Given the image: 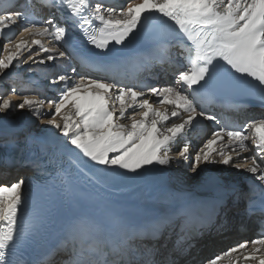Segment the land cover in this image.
I'll list each match as a JSON object with an SVG mask.
<instances>
[{"label":"snow or ice","instance_id":"obj_1","mask_svg":"<svg viewBox=\"0 0 264 264\" xmlns=\"http://www.w3.org/2000/svg\"><path fill=\"white\" fill-rule=\"evenodd\" d=\"M42 7L55 11L37 20L34 6L30 8L25 3L0 8V37L8 39L5 30L23 25L21 39H8L0 50L14 49L0 59V69H9L14 62L44 65L69 58L68 52L45 47L34 37H52L67 44L76 38L75 33L82 44L101 51H119L117 46L131 43L130 38L135 39L141 31L158 29L166 42L155 58L173 69L175 82L159 87L121 85L115 79H92L73 67L74 75L67 71L56 73L48 81L54 93L51 97H17L16 88H12L11 95L0 97V114L12 109L30 110L41 124L63 137L70 150L106 168L137 172L146 166L169 165L174 160L192 172L202 165H231L253 174L264 197V116L235 125L210 114L204 103L205 98L212 102V89L221 78L246 82L251 78L264 94V0H127L119 7L103 0H46ZM24 34L33 39H23ZM32 45L37 46L35 52ZM26 51L29 54L24 57ZM41 53L47 55L36 59ZM150 97L157 98L155 104ZM198 118L213 121L218 127L193 153L186 137L199 124ZM125 119L130 124L121 122ZM178 139L184 142L172 154ZM248 151L253 155L242 156ZM24 184L21 178L0 185V264H23L12 257L32 232L30 223L21 224ZM252 195L254 189L250 201ZM259 212L264 218V198ZM98 231L99 225L81 217L57 251L67 253L70 264H165L151 259L152 250L142 252L132 244L105 250L96 238ZM233 254L237 262L264 264V232L228 248L209 264Z\"/></svg>","mask_w":264,"mask_h":264},{"label":"bare ground","instance_id":"obj_2","mask_svg":"<svg viewBox=\"0 0 264 264\" xmlns=\"http://www.w3.org/2000/svg\"><path fill=\"white\" fill-rule=\"evenodd\" d=\"M0 1L6 2L7 4L9 3L8 7L17 5V0ZM43 2H46V0H30V4L34 6H39L43 4ZM103 2L108 3V1L104 0ZM52 12L53 11L49 12V15H51ZM59 15L60 14L57 13V16ZM36 19L40 20V17L36 15ZM12 27L14 29L17 25L11 26L10 30H5V35L8 39L19 36L17 30H13ZM22 27V24L18 25L19 30ZM29 37L30 36L27 34H24L22 38L28 40ZM0 38L8 42V39L5 37ZM34 38L40 39L45 47H59L61 50L70 54L66 61L59 62V68L62 66L64 68L61 73L63 71L65 72V69L69 67L68 71H70V75H74L71 73V69L75 67L78 73H84L92 79L104 78L106 81L111 82V77H98L89 73V71L86 72L81 70L79 62L73 57L75 47L72 39L65 44L55 41L52 37ZM19 39H21L20 36ZM31 47L34 48L33 45ZM45 55L47 54L41 53V57H37L36 59H40ZM151 62L154 64V67L142 73L138 82L131 83L128 81H120L121 85L135 84L138 87L139 85H154L161 79L157 83L159 87L161 83L165 82V80H163L164 78H167L171 84H174L175 77L172 75L173 69L169 68L167 64H161L155 61ZM25 65L26 64L22 63L15 71L18 72L22 70V68L26 67ZM44 66L45 64L40 65L38 71L34 73V75L28 71L30 73V77L28 78L29 82L28 84L21 85V87L19 86V91H21V93L24 95H36L41 98L50 97L46 93L48 87L47 82L52 79V75L56 73L53 71L50 73L49 71L51 76L49 75L47 77L48 68H43ZM166 69L167 71H165ZM163 72H167L164 74L168 75H164ZM2 74L3 72L0 73V92L1 89L10 86L5 84V81L2 79ZM17 76L18 75H15L14 77ZM14 81L18 82L16 79ZM0 97H2L1 93ZM156 101V97H150V102L155 104ZM45 111L47 110L45 109ZM131 112L132 110L129 109V113ZM213 113L220 117L217 109H214ZM258 115H255V112H250L243 114L241 118L237 116H234V118L239 125H242L254 117L258 118L264 116V114ZM34 117L32 112L27 109L20 110L17 117L14 113H11L8 117H6V113L0 114V148H8L13 140L19 142L26 141L31 145L38 146L44 152L51 154L52 160L58 167L59 181V192L57 200L53 205L54 218L51 220V226L53 228H57L59 231L67 229V225L72 217V209L76 202L81 201L105 209L108 208L120 216L137 212H141L148 216L155 211V206H158V204L165 202V206H168L173 191L177 197H180L183 195L184 191H196L198 188L203 189L205 183L207 184L210 181L216 180L223 184H227L228 187L233 184H237V187L234 186L233 190H231L225 198L220 196L215 197L213 200L219 205L216 208L217 210L207 218L204 216L206 223L210 224V228L202 229L200 226L198 231L197 227H193L194 221L191 220L190 217H180L168 222V224H164V227L158 231V236L156 238L143 239L138 249L142 252L146 249L152 250L154 255L151 259L157 262H165V264H200L201 260L205 257L213 256L207 259L208 261L206 264H209L210 260L224 253L228 248L235 246L239 242L251 241L256 238L254 235L256 227L251 222V217L246 213V208L239 207L241 202L247 197L246 190L243 191L245 183L249 179H255L253 174L243 169L238 170L231 165L225 166L222 164L202 165L201 169L192 172L187 165L175 160L169 165L146 166L137 172H129L127 170L111 167L106 168L101 165H96L94 162L82 157L78 152L70 150L69 146L64 143L63 137L56 135L55 131L50 134L52 129L47 131V129L43 130L42 128V130L40 129L41 131H37L35 126L32 125ZM22 118H24L23 121H20ZM198 119L200 121L199 124H196L187 132L186 138L190 144L193 145L197 141V145L199 144L202 147L207 139L211 138V135L205 130V122L214 123V131L218 126L213 121L203 118ZM121 122L130 124V121L126 119ZM16 134H20L21 136H19V138L15 137L14 135ZM183 142L184 141L181 139L177 140L176 144L173 145L172 154H175L176 151L182 147L180 144H183ZM247 143L249 147H252L251 141ZM191 150L190 148V151ZM0 152L4 154L1 150ZM252 155V151L242 153L244 157H250ZM3 157L4 158H1L0 156V177L3 172L4 174H11L12 171H18V173L25 171V169L19 168V166L14 167L15 164L12 161L13 159H6L7 157L5 155ZM219 165L220 168L218 172H216L215 168ZM29 171H31V169L24 174L26 178L30 176ZM177 173H179L180 176H178ZM172 177L176 180L180 179L183 181L178 180L179 183L174 184L175 180L171 179ZM4 178L0 180L8 182L7 178ZM4 181H2L0 185H5L6 183ZM24 181L25 184L23 187L25 188L23 189L22 187V193L25 196V203L23 205L22 216L29 213L31 210L38 209L37 207L42 201L41 196L43 193V189L39 188L38 183H35L33 180L27 182L26 179H24ZM13 182H16V180ZM193 184H196V189H191ZM49 222H47V224ZM58 247L53 253H47L38 264H70L67 253L57 251ZM250 247L251 245L249 244V248ZM235 256L236 254H233L231 257L223 256L216 264H239L240 261L237 262ZM140 258L141 257H137V259ZM241 264H244L243 260Z\"/></svg>","mask_w":264,"mask_h":264},{"label":"rangeland","instance_id":"obj_3","mask_svg":"<svg viewBox=\"0 0 264 264\" xmlns=\"http://www.w3.org/2000/svg\"><path fill=\"white\" fill-rule=\"evenodd\" d=\"M104 1H108V4H111L112 3V5H114V6H123V5H125L126 4V2H127V0H104ZM20 3H25V4H28V5H31L30 3H29V0H21L20 1ZM40 17H41V15H40ZM43 19H44V17H43ZM12 29H13V27H12ZM17 30V32L19 33L20 32V30L18 29V26L16 27V28H14L13 30ZM17 33V34H18ZM15 39H19V36H17V37H15ZM33 38L32 37H29L28 38V40H29V42H30V40H32ZM7 44V42H6V40H2L1 38H0V50H2L4 47H5V45ZM34 46V48L33 47H31L32 48V51L33 52H35L36 51V49H37V47L35 46V45H33ZM12 51H14V49L12 48V47H8V50L7 51H0V59H2V58H4L5 56H7V54H9V53H11ZM29 53L26 51L25 53H24V57H26L27 55H28ZM24 57H21V59H23ZM39 59V58H38ZM59 60H56V61H54V62H49L48 64H45V66L43 67V68H48V70H47V77L50 75V73L53 71V72H55V73H61V71L64 69L63 68V66L61 67V68H59V62L60 61H66V59H63V58H58ZM57 62V63H56ZM22 64V63H21ZM21 64H19V65H17L15 62H14V64H13V66L12 67H10L9 69H7V70H2V69H0V73L1 72H3V74H2V76H3V80L5 81V84L6 85H10V86H7V87H5L4 89H1V96L2 97H5V96H7V95H11L12 94V92H11V89L12 88H16V96L17 97H19V96H22V95H24L23 93H21V91H19V89H20V87H21V85H25V84H28V78L30 77V73L32 74V75H34V73H36L37 71H38V69H39V67H40V65L38 64V63H32L31 61L28 63V64H26L25 66L26 67H24V68H22V70H20V71H15L16 69H18V67L21 65ZM55 65V67H52L51 65ZM68 69H69V67H67V69H65V71L67 70V72L70 74V71H68ZM82 70V69H81ZM30 73H29V72ZM49 71H50V73H49ZM82 71H84V70H82ZM64 72V71H63ZM15 75H18L17 77H14ZM54 75V74H53ZM53 75H52V77H53ZM164 75H168V74H164ZM6 76V77H5ZM51 76V75H50ZM16 80H18V82H15L14 80L15 79ZM21 78V79H20ZM6 79V80H5ZM161 80V79H160ZM160 80H158V82L160 81ZM163 80H165V82L164 83H161L160 84V86H164V85H172L169 81H168V79L167 78H164ZM157 82V83H158ZM174 82H175V79H174ZM157 83H155L154 85L155 86H157ZM20 84V85H19ZM47 84H48V82H47ZM46 84V85H47ZM35 85V84H34ZM20 86V87H19ZM47 94L51 97V96H53L54 95V93L51 91V89H50V87H49V84H48V87H47ZM3 91V92H2ZM22 94V95H21ZM45 109L47 110V106H45ZM28 111H30V110H28ZM19 112H20V109H12L11 111H8V113H6V117H8L9 115H11V113H14L15 114V116L17 117V115L19 114ZM43 118H46V117H43ZM23 119L24 118H22L20 121H23ZM59 119V118H58ZM33 122H32V125L33 126H35V128H36V130L37 131H41L42 130V128H43V130H46L47 129V131H50L51 129H50V126H47V125H44V124H41L40 122H39V120L36 118V116L34 117V119L32 120ZM204 121V120H203ZM37 123V124H36ZM41 129V130H40ZM205 130H206V132H208V134L209 135H212V133L214 132V123H209V122H205ZM55 130H51V132H50V134L51 133H53ZM180 145H182V144H180ZM195 145H197V141L195 142V144H191V152H193V153H195V151H198L200 148H201V145H197V146H195ZM197 148V149H196ZM2 149L3 148H0V150L2 151ZM5 149V148H4ZM194 149V150H193ZM196 149V150H195ZM4 151V150H3ZM6 154V151H5V153L4 154H2L1 152H0V156H1V158H2V156L3 155H5ZM3 174H4V172L2 173V175H1V177H0V179H2V178H4V179H6L7 178V180H8V182L6 181H4V180H0V183H2V181H4L6 184H11V183H13V181L14 180H19V179H26V175H24L25 174V172L24 171H21V172H19L18 173V171H12V173L10 174V173H7V174H4V176H3ZM178 174V176H180L179 175V173H177ZM7 175V176H6ZM9 175H10V177H9ZM171 179H173V180H175V183L174 184H176V183H179V181L178 180H180V179H174V177H172ZM178 181V182H177ZM180 181H183V180H180ZM25 187H23V189H24ZM191 189H196V184H193L192 185V187H191ZM213 256H208V257H205L204 259H202L201 260V262H200V264H206V262L208 261L207 259H210V258H212Z\"/></svg>","mask_w":264,"mask_h":264},{"label":"water","instance_id":"obj_4","mask_svg":"<svg viewBox=\"0 0 264 264\" xmlns=\"http://www.w3.org/2000/svg\"><path fill=\"white\" fill-rule=\"evenodd\" d=\"M218 170H219V169H218V167H217V168H215V171H216V172H218Z\"/></svg>","mask_w":264,"mask_h":264}]
</instances>
